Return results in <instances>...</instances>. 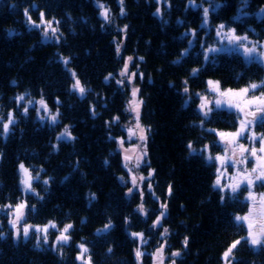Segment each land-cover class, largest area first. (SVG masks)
Listing matches in <instances>:
<instances>
[{"label":"trees","instance_id":"trees-1","mask_svg":"<svg viewBox=\"0 0 264 264\" xmlns=\"http://www.w3.org/2000/svg\"><path fill=\"white\" fill-rule=\"evenodd\" d=\"M97 1L108 9V22L93 0H0V121L7 122L10 112L16 120L6 137L0 123V264H80L76 257L82 242L90 264H149L148 252L161 245L166 254L180 253L172 256L175 264H225L223 253L245 237L246 230L235 217L244 213L246 203L228 194L222 202L223 193L213 187L214 163L200 152L190 153L187 145L191 142L195 150H202L209 144L215 152L220 145L216 132L209 129L232 130L238 122V116L227 109H215L204 120L197 96L207 89L208 81L238 88L262 80L264 67L257 61L247 62L235 51L210 54L206 61L204 49L215 39L220 24L262 42L264 17L259 14L264 0H247L246 7L241 0H215L224 7L210 12L203 27V9L210 7L207 0H194L199 8L190 7L188 0H123V5L121 0ZM25 9L35 23H40L41 12L45 20H53L57 39H44L40 27L30 26ZM62 57L69 58L67 68ZM129 57L128 72L135 73L132 83L139 89V122L146 136L147 155L137 171L145 176L152 173L131 194L117 147L131 119L127 108L131 82L120 75ZM193 69H199L195 76ZM71 71L86 88L83 96L71 90ZM19 95L43 98L52 111H59V122L42 123L33 107L22 111ZM65 125L75 139L58 142ZM255 125L254 130L264 136V123ZM21 163L33 177L40 174L39 180H33L34 192L22 188ZM90 194H95L94 200ZM21 202L27 207L18 228L48 221L58 229L71 224L68 243L52 249L57 228L49 229L48 243L41 241L39 247L35 233L28 240L23 236L14 240L4 212L11 208L4 206ZM140 204L145 214L138 211ZM161 212L166 215L160 226L153 227ZM109 221L111 229L98 236L97 230ZM164 229L168 232L162 235ZM133 232H142L146 241V254L139 262ZM232 260L264 264V247L242 241Z\"/></svg>","mask_w":264,"mask_h":264},{"label":"snow or ice","instance_id":"snow-or-ice-1","mask_svg":"<svg viewBox=\"0 0 264 264\" xmlns=\"http://www.w3.org/2000/svg\"><path fill=\"white\" fill-rule=\"evenodd\" d=\"M157 2L159 3L160 0H157ZM207 2L210 4V7L203 9V25H202V27L208 25L210 12H216L221 7H224V5H222L220 3H216L215 0H207ZM241 2L245 7L247 6V0H241ZM188 4L192 8H199L200 7V5L194 3V0H188ZM121 5H123V0H121ZM99 7L102 9L101 16L104 18L105 22H108L109 21L108 9L105 8V6L103 4L99 5ZM124 14H125L124 8L122 6L121 7V15H124ZM160 14H161V9L157 8L156 9V15L160 16ZM245 14L246 13L244 11V8H241L240 9V15L243 16ZM259 15L264 17V9L261 10ZM25 16L27 17L28 23L30 26L39 28V27H41V25L46 24V27L44 28V33H43L44 37L46 39L49 37V33H51L52 37H56L57 29L52 27L53 21H51V20L45 21L43 12L40 13V24H36L34 21H32L31 16L29 15L28 9H25ZM126 28H127V25H125V29ZM225 28H226V26L224 24H220L217 27V37L220 38L219 42L222 46L219 48L215 47V46H209V47H206L204 49V57H205L206 61L212 58L210 56V54L226 52V51H234V50H238L239 48H243L242 55L245 57L247 62H252L254 60H258L260 57L264 56V52H260L259 54H257V46L255 44H253L251 47L245 46L243 44V42L247 40L246 36H244V37L237 36L235 34L234 29H228L227 31H225ZM8 34L11 36L14 33L9 31ZM187 35H188V33H185V36H187ZM191 35L193 37H195V35H196L195 30L191 31ZM225 40L227 41L228 45L232 46L231 48L223 46V42ZM192 44H193V41L190 40L189 46L191 47ZM261 47H264V45H261ZM189 50H190V48L183 51L180 54V58L182 59L183 57L187 56L189 54ZM119 52H120V45L118 44L117 45V54H119ZM131 59H132L131 57L128 58L129 61ZM61 60H62L63 64L65 65V67L67 68V65L69 63V58L62 57ZM179 62H180L179 60L176 61V63H179ZM127 69H128V61L125 62V67H124V70L121 72V76H124L126 74ZM198 72H199V69H193L192 75L195 76ZM71 76H72V79L74 80V83L71 86V90L73 92H78L81 96H83L86 93V88L82 85L79 78H77V75L74 71H71ZM109 76H111V74H109ZM134 76H135V73H133L132 76L129 77V83L131 82V80ZM107 79H108V77H106V80ZM117 83H123V82L117 81ZM186 84H187V81H185V85ZM208 85H209V90L218 93L219 97H227L230 94L233 96L245 97L246 94L250 90H255V89L262 86V85H258L256 83H252L249 86L240 89L238 92H234L231 89L221 91L218 81H211L210 80V81H208ZM138 91H139V89H135V88L133 89L132 100L129 101V108L132 112H134L136 114V121H137L136 127L140 131V139L142 141H144V140H146V136L144 135L145 129L140 127V124H139V109H140V104L142 103V101L137 100ZM183 91L185 93H188L189 90H188L187 86H185ZM16 99L18 102H20V101H23L25 99V97L23 95H21V96H18ZM200 100H201V103L199 105V110L202 113L204 120H207V119H209V115L213 111V108L210 107V101L207 99V97L200 96ZM29 103H31V102H29ZM38 103L40 104V109H38L37 112H38V117H39L40 121L42 123H49L51 125L57 124L59 122V115H60L59 111L52 113L49 110V108H48V106L45 103L43 98H41L38 101ZM186 103H187V101H186ZM214 103H215L216 108H220L224 104H227V106L230 109L235 107L236 110L241 114V118L239 119V128L237 129L236 132H233V133H225V132H218V131L216 132L217 136L220 137L222 142H225L230 147L235 148V146H236V144L240 138H247V139L253 140V141H255L257 139L255 133H251V135H249V136H245V133L249 132L250 127L254 123H256V122L264 123V93H262V95L260 97H254L253 99L246 101V107L249 109L255 107V111H250V110L245 111V108L241 107L239 103H233L231 101L223 100L220 98H217L214 101ZM24 110H25V113H27V111H28L27 106H25ZM41 110L43 111V115H40ZM93 111H94V109H93ZM257 113H259V115H257ZM113 119L118 120V117H114ZM204 120L201 121V124L204 123ZM0 123H2L3 135L6 137L11 131V126H14L16 124V120L13 118V114L10 112L8 114V117H7V122L0 121ZM209 131H216V130L215 129H209ZM128 132H129V136H132L135 134V132L131 128L128 129ZM56 139L58 142H61V141L67 142V141L74 140L75 137L72 136L71 131H70V127L68 125H65L63 131L56 137ZM259 139H260V143H261V147L259 149V154L257 153V150L255 148L251 149V152H250L251 156L257 158L258 166L253 167L251 169V172H249L247 169H244L243 171H238L236 174V178H234V179L229 178V182L227 184H223V185L221 184V177L223 175L221 173V168L224 167L225 163L228 160H230L231 157H228V156L222 157L220 155H217L215 157L208 155L206 157L208 162H211L213 159H215V161L219 162V164H220V167L217 168V178L214 181L213 187L219 188L221 193H223V195L221 196L222 202L225 200L228 192H231L233 195H235L240 191L242 185L247 186V189H248L247 199L252 200L254 202L257 200V197H255V195L253 194L252 189L255 186V183L257 181L264 182V136H261ZM120 143L122 146L123 141H120ZM52 147H53V149H55L56 145H53ZM187 147H188L190 153L196 152V150L193 148V145L191 142H189ZM239 149H240V157L241 158L236 160V161H233V164H236V163L244 164L246 162V157H244V153L246 151H248V149H246L243 144L239 145ZM207 150H208V145H205L203 151L206 152ZM225 151L227 152L228 149L226 148ZM144 155H147V153L145 152ZM124 159H125V161H129L130 157L125 156ZM140 159H141V157H137V166H139ZM105 164H107V161H105ZM127 166L128 165L126 163L125 167H127ZM19 168H20V172L22 173V179H21L20 183L24 186L25 191L34 192V189L32 188V183H33V180H39V178H40L39 172L36 174L35 177H33L31 175L29 169L26 168L23 163H21L19 165ZM151 175H152V173L149 172V177ZM140 179L143 180L144 177H141ZM43 183H44V185H48L49 180L45 179L43 181ZM132 184H133V188H129V190H128L130 194L134 191V189L137 186V181H136L135 176H133V178H132ZM149 190H151V185H149ZM169 193H171V186H169ZM141 196H143L142 192H141ZM90 198L92 200H94L95 194H90ZM258 200H259L258 206L261 209V214H264V193L260 194ZM4 207L12 209V216H14V218L9 219V224L11 225L12 229L14 230V238L16 240H19L21 237V230L18 228V225L21 224L24 220V209L27 207V205L25 203L21 202V203L16 204L14 208L12 205H6ZM161 207L166 208L167 205L162 204ZM32 211H35L34 207L32 208ZM138 211L141 214H145V209L143 207V204H140L138 206ZM250 213H251V209H250ZM165 215H166L165 212H161L160 216H158L156 218V220L153 222V227L160 226L161 218L164 217ZM235 220L239 224L241 221H248L249 217L238 215L235 217ZM126 223H127V219H126ZM112 226L113 225H112L111 221H109L107 224L104 225L103 229H98L96 234L98 236L104 235L111 229ZM72 227H73V225H71V224H65L63 229L59 230V235L56 237V240L52 244L53 250H56L58 247H62L64 244L68 243V241L70 240L69 232L72 229ZM50 228H52V229L57 228L56 223L53 221H48V223L43 225V226H32V225H28L25 223L23 228H22V235H23L24 240H28L33 233L37 234L36 235V246L39 247L41 244V241L44 244L48 243V232H49ZM167 232H168V230L164 229V233H162V235L167 234ZM131 235L134 238L139 239L142 244L146 243V241L144 240V234L142 232H133ZM2 237H3V233L0 232V238H2ZM242 241L249 243L254 248L264 247V229H261L259 231H254L253 224L249 222L248 223V235L245 237H241L239 240L233 241L232 244L223 253L222 259L224 260L225 264H233V260H232L233 252L237 248V246L239 244H241ZM187 243H188V238L185 237V239H184L185 247L187 246ZM163 247H164V245H161L156 250V253L153 254L154 260H156V259L162 260L163 259L162 255H161ZM79 249H80V254L76 257L77 260H80L82 262V264H90V257L85 259V254L88 253V248L85 246V243H83V242L80 243ZM108 251L111 252V248H109ZM142 255H144V253H142L138 248L136 250V258H137L138 262H139ZM179 255H180L179 252H173L172 253L173 257H177ZM173 264H175V262H173Z\"/></svg>","mask_w":264,"mask_h":264},{"label":"rangeland","instance_id":"rangeland-1","mask_svg":"<svg viewBox=\"0 0 264 264\" xmlns=\"http://www.w3.org/2000/svg\"><path fill=\"white\" fill-rule=\"evenodd\" d=\"M93 1L95 2V4L98 7H99V5L102 4V2H100V1H97V0H93ZM101 11H102V9L99 7L100 16H101ZM45 21H47V20H45ZM48 21H50V20H48ZM51 21H53V20H51ZM36 24H40V23H36ZM45 27H46V24L45 25H41V27H40L42 29V32L43 33H44V28ZM52 27L56 28V24H55L54 21H53ZM228 29H231V28H227L226 27L225 28V31H227ZM214 34H215V39L212 41V43H209L208 47L209 46H215V47H218L219 48L222 45L219 42L220 38L217 37V28H216V31H215ZM236 35L237 36H240V37H244L243 35H240V34H236ZM43 37H44V34H43ZM57 37H58V33L56 34V37H52L51 36V33H49V37L47 39H57ZM44 39H46V38L44 37ZM243 44L245 46H248V47H251L253 44H255L257 46V54H259L260 52H264V47H261V45H264V40L262 42H259V41L251 40V39H249L247 37V40L244 41ZM223 46L224 47H228V48H231L232 47V46L228 45V43H227L226 40L223 42ZM234 51L235 52H238V53H240L242 55L243 48H239L238 50H234ZM126 61H128V64L130 62L128 60V58H125L123 68L120 71V75H121V72L124 70L125 62ZM254 61H257L258 63H260L264 67V56L260 57L258 60H254ZM124 76L129 81V77L132 76V73L128 72V69H127V72H126V74ZM132 80H133V78H132ZM132 80H131V83L129 84V95L127 97V108L130 111L131 119H130L128 125L125 126L126 137L124 138V140L119 139L118 146L117 147H118V150L120 151V154L122 156V161H123L124 167H125V164L126 163L128 165L127 167H125V169L127 171L128 181L131 184V188H133L132 178H133V176H135L136 177V181H137V186H136L135 189H137V188H140L141 185H142L141 184L142 183V180L140 178L141 177H144V179H146V178L149 177V174H148V176H145V175H142L141 173H139L137 171V167H138L137 166V157H141V159L139 161V165L140 164H143L144 161H145V155H144L145 152H144V149H143L144 141H142L140 139V131L136 127V122H137L136 121V114L134 112H132L130 110V108H129V101L132 100V91H133L134 88L137 89V87H135V85L132 83ZM254 83H256L258 85H262V86L259 87V88H257V89H255V90H250L246 94L245 97L233 96L231 94L229 96H227V97H219L218 96V93L209 90V85H208L207 89L205 91H201L199 93V97L197 96V100H198V102H197V108L199 110V105L201 103L200 96H205L210 101V107H212L213 110H215V109H227V110L233 111L238 116V122H237L235 128L232 129V130L218 131V132H225V133H233V132H236L237 129L239 128V119L241 118V114L236 110L235 107H233V108L230 109L227 106V104H224L220 108H216L214 101L217 98H220V99H223V100L231 101L233 103H239L241 107H244L245 108V111H249V110L250 111H255V107H253L251 109H249V108L246 107V101L247 100H251L254 97H260L262 95V93H264V76H263V78H262L261 81L254 82ZM249 85L250 84L245 85V86H240L238 88H222L220 85H219V87H220V90L221 91H224V90H227V89H231L234 92H238L240 89L245 88V87H247ZM19 96H21V95H19ZM39 100L40 99H37V98H35V99L25 98L22 101V111H25L24 110L25 109V106H27V108L33 107L35 109V114L38 116L37 110L40 109V104L38 103ZM137 100L138 101H141V99H139V97H138V94H137ZM29 102H31V103H29ZM140 106H141V104H140ZM49 110L52 113H55L50 108H49ZM139 112H140V109H139ZM40 115H43V111L42 110L40 111ZM257 115H259V113H257ZM256 123H254L250 127L249 132H246L245 133V136H249V135H251V133H255L256 134V137H257V139L255 141L249 140L247 138H240L238 140L235 148H232L227 143L222 142L221 139H220V137L217 136V134H216V138H217V141H218V143H219L220 146L218 147V149H215V152H212L210 150V145L209 144H205V145H208V150L206 152L203 151L205 145L203 146L202 150L200 148H197L196 152H200L205 157V159H206V157L208 155H211L212 157H215L217 155H220L222 157L223 156L231 157V159L228 160L225 163L224 167L221 168V173L223 174L222 177H221V184L222 185L223 184H227L229 182V178H233V179L236 178V174H237L238 171H243L244 169H247L249 172H251V169L253 167L258 166L257 158L250 155L251 149H253V148H255L257 150V153L259 154V149L261 147V143H260V139H259L261 136H260V134L256 130H254L255 127H256V125H255ZM139 124H140V122H139ZM140 127H142V126L140 125ZM129 128L133 129V131L135 132L134 135L129 136V132H128V129ZM215 132H217V131H215ZM144 135H145V133H144ZM120 141H123V145L122 146H121ZM240 144H243L244 147L246 149H248V151H246L244 153V157H246V162L244 164H239V163L233 164V161H236V160H238V159L241 158L240 157V149H239V145ZM226 148L228 149L227 152L225 151ZM125 156L130 157V160L129 161H125V159H124ZM211 162L214 163V166H215V170H216L215 180H216V178H217V168L220 167V164H219V162L215 161V159H213ZM18 171H19V174H20V181H21V179H22V173L20 172L19 166H18ZM263 183L264 182L257 181L255 183V186L252 189L253 194L255 195V197H257V200L255 202L252 201V200L247 199V197H248V189H247V186L246 185H242L240 191L237 194H235V195H233L231 192H228L227 193L228 195H231V196H234V197H238V196L241 197L242 201H244L246 203V210L244 211V213L237 214L236 215V216L239 215V216H248L249 217V220L248 221H241L240 222V224H242V226L246 230L245 236L248 235V223L249 222L253 224L254 231H259L261 229H264V214H261V209L258 206L259 205L258 198H259V196H260L261 193H264V185H263ZM22 188L25 191L23 185H22ZM250 209H251V213H250ZM0 212H1V210H0ZM4 212L8 216V219L14 218V216H12V209H7V211H4ZM22 228H23V225H21V228H19L21 230V236H23L22 235ZM60 229H63V228H59V229L57 228L58 232L55 233V235L53 236V242L56 240V237L59 235V230ZM144 239H145V237H144ZM136 240H137V245H136L135 253H136V250L138 248H139V250L142 253H144L145 252V249H146L145 244H142L141 241L139 239H137V238H136ZM158 248L159 247L157 246L152 251H149L148 252L149 253V258H150L149 264H173V260H172V253L173 252L171 254H166L165 251H164V249L162 250V253H161L163 259L162 260H160V259L154 260L153 254L156 253V250ZM145 254L146 253H144V255ZM141 258H142V256H141ZM85 259H87L86 254H85ZM78 261L80 262V264H82V262L80 260H78Z\"/></svg>","mask_w":264,"mask_h":264},{"label":"bare ground","instance_id":"bare-ground-1","mask_svg":"<svg viewBox=\"0 0 264 264\" xmlns=\"http://www.w3.org/2000/svg\"><path fill=\"white\" fill-rule=\"evenodd\" d=\"M14 231V230H13ZM14 240H16L15 238H14Z\"/></svg>","mask_w":264,"mask_h":264}]
</instances>
